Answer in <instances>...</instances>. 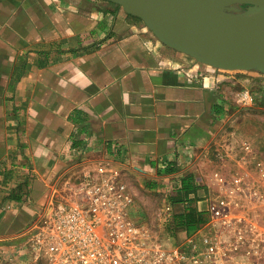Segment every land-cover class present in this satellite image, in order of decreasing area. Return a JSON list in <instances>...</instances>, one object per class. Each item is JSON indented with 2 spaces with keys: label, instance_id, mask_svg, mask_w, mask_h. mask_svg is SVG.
Returning a JSON list of instances; mask_svg holds the SVG:
<instances>
[{
  "label": "crops",
  "instance_id": "1",
  "mask_svg": "<svg viewBox=\"0 0 264 264\" xmlns=\"http://www.w3.org/2000/svg\"><path fill=\"white\" fill-rule=\"evenodd\" d=\"M108 162L159 193L191 179L197 208L215 169L259 180L264 73L200 62L110 0H0V254Z\"/></svg>",
  "mask_w": 264,
  "mask_h": 264
},
{
  "label": "built area",
  "instance_id": "2",
  "mask_svg": "<svg viewBox=\"0 0 264 264\" xmlns=\"http://www.w3.org/2000/svg\"><path fill=\"white\" fill-rule=\"evenodd\" d=\"M250 99L244 91L240 102ZM112 164L84 173L71 200L48 205L30 223L25 249L1 252L0 264H264V169L259 180L213 170L214 195L198 207L208 219L188 231L169 227L181 183L161 193L154 227L135 219L133 188Z\"/></svg>",
  "mask_w": 264,
  "mask_h": 264
},
{
  "label": "water",
  "instance_id": "3",
  "mask_svg": "<svg viewBox=\"0 0 264 264\" xmlns=\"http://www.w3.org/2000/svg\"><path fill=\"white\" fill-rule=\"evenodd\" d=\"M110 1L142 18L164 43L200 62L264 73V0Z\"/></svg>",
  "mask_w": 264,
  "mask_h": 264
},
{
  "label": "rangeland",
  "instance_id": "4",
  "mask_svg": "<svg viewBox=\"0 0 264 264\" xmlns=\"http://www.w3.org/2000/svg\"><path fill=\"white\" fill-rule=\"evenodd\" d=\"M238 9H244L246 6L243 5H236ZM126 179V176H125ZM129 184L132 186L136 203L134 205L133 209V215L135 219L141 220L144 218L148 223H150L152 226L157 227L158 226V220H157V211L160 207V203L164 195H162L159 192L153 191L149 187H141L139 184L138 178L129 181L126 179ZM73 183V182H72ZM75 184H77L75 182ZM74 185V184H73ZM58 190L54 191L56 193V201L59 200H71L75 196V193L73 189L69 186L61 185L60 187H57ZM207 196L211 197L214 195V191H207ZM206 207V204L205 206ZM47 210V207H44L39 211V213H36L38 216L45 213ZM29 229V227H28ZM28 229L25 230V233L20 236H14L12 238H3L2 242L7 244V248L4 249V253H20L21 250L25 249L23 245L26 243V241L29 239Z\"/></svg>",
  "mask_w": 264,
  "mask_h": 264
},
{
  "label": "trees",
  "instance_id": "5",
  "mask_svg": "<svg viewBox=\"0 0 264 264\" xmlns=\"http://www.w3.org/2000/svg\"><path fill=\"white\" fill-rule=\"evenodd\" d=\"M197 187L192 180H184L180 190H176L171 194L172 202L176 204V208L172 217L170 228L194 230L201 226L208 219V213L199 211L197 207L192 205L189 194L196 191ZM190 202L184 205L185 200Z\"/></svg>",
  "mask_w": 264,
  "mask_h": 264
}]
</instances>
